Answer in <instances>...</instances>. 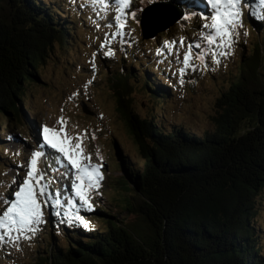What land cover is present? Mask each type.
<instances>
[{"label": "trees", "instance_id": "obj_1", "mask_svg": "<svg viewBox=\"0 0 264 264\" xmlns=\"http://www.w3.org/2000/svg\"><path fill=\"white\" fill-rule=\"evenodd\" d=\"M0 1V123H22L26 89L39 80L53 43L74 49L72 26H81L85 12L110 22L91 0ZM64 1L67 8L60 6ZM190 23L200 26L198 14ZM254 25L264 36L263 20L256 17ZM143 57L107 78L141 156L135 163L119 151L123 208L91 210L101 229L82 234L73 227L67 244L58 237L71 229L74 214L49 208L61 222L52 217L49 244L33 264H264L254 226L264 189V44L254 39L238 75L215 101L213 128L203 134L183 125L169 129L133 111V79L161 108L176 94L164 66Z\"/></svg>", "mask_w": 264, "mask_h": 264}, {"label": "rangeland", "instance_id": "obj_2", "mask_svg": "<svg viewBox=\"0 0 264 264\" xmlns=\"http://www.w3.org/2000/svg\"><path fill=\"white\" fill-rule=\"evenodd\" d=\"M76 1L78 0H75V3H79ZM133 4L142 9L147 5L141 0H133ZM196 4L197 7L195 8L189 7L186 0L185 4L177 7L185 11V15H191V17L197 12L208 15L206 10L211 11L206 0L203 2L196 0ZM61 5L63 8L68 6L65 1L63 4L61 2ZM250 5L252 7L259 5L262 9L261 13L264 12V5H260L259 0H247L246 3L242 4L243 27L240 31L248 34H242L238 38L232 54L227 57H219L220 64H214L210 55L206 54L210 65L209 70H187L183 85H181L178 77V69L182 66V55L187 48L180 47L179 44L174 46L175 51L181 56V59H177L167 50L165 41H178L181 36H184L185 45L201 43V49L193 47L194 55L204 52L205 49L210 53L211 47L200 38V31H197L201 26L192 29L190 20L181 18L175 24L180 25V29L175 26L176 28L173 27L171 30L167 29L158 33L155 38L144 39L140 22H138L140 21L139 13H137L135 20L130 15L126 17L127 22L124 29H118L115 26V0H105L104 4H97V8H101L102 18L108 16L107 20L111 22L109 25L91 19L88 12H85L84 21L79 20L82 22L81 26L78 27L75 24L72 26L76 31L74 49L69 47V50L66 51L59 42L55 41L53 52L46 56V60L39 67V80L32 82L26 89L25 118L22 123L6 120L2 124L0 123L2 134V140H0L2 145L0 146V214L8 206L6 200L15 199L14 192L17 190L18 183H21L26 175L31 153L37 150V143L42 142L43 126L59 128L58 120L60 117H64L67 131L72 136L77 133L83 134L87 130L88 136L84 138L86 152H91L93 164H103L100 169L103 173V180L92 197L93 209L109 207L120 210L123 208V199L127 193L116 184L121 175L119 151L127 150L130 159L135 163L141 162V156L127 119L119 109L117 95L107 81L109 72L118 70L123 65L133 66L132 63L138 57L145 58L143 56H148L154 63L164 66L168 75L174 79L176 94L164 108H161L144 92L140 80L133 79L131 81L135 87V93L131 95L133 111L140 117H150L157 120L169 129L172 125L174 127L183 125V128L189 131L203 134L213 128L212 117L215 114V101L220 96L222 89H226L238 75L239 65L244 56L251 53L254 39L260 44H264L263 34L257 32L253 27L252 19L256 17H251L253 10L250 9ZM131 10L134 11L135 8L133 7ZM63 13H61L63 16L66 15ZM72 15L73 12H71ZM199 18L202 16L199 15ZM66 19H68L67 15ZM199 21L204 23L203 18ZM210 22L209 20L208 23ZM68 24L71 26V22ZM189 27L191 33L185 31ZM118 31L119 35L116 34ZM102 44L105 47H101ZM108 48L113 50L112 55L104 54ZM157 49H160V54H157ZM94 52L96 53L95 68H93ZM192 63L196 65L197 69L203 67L199 59H194ZM193 82L194 84H192ZM2 128L4 130H1ZM93 133L96 136L94 140L90 139ZM45 151L52 152L53 150L45 149ZM97 153H99V157ZM46 160V157L41 158L40 167L46 166ZM60 172H64V169H60ZM49 178L53 180L55 187L52 188L51 185L52 193L57 191L60 193L61 203L59 206H65L68 213H78L83 216L87 223L86 227L78 220L70 221L72 223L71 229H68V232L63 230V234L58 237V242L67 244L73 227L81 229L82 234L93 229L100 230L101 224L91 219L93 213H90L91 210H88L86 206L80 204L79 198L71 188L74 175L71 173L61 175L49 169ZM256 201L260 205L255 214L254 226L261 235L260 244L264 250V189ZM62 203L65 205L63 206ZM54 204L55 197L53 195L49 204L42 207L44 219L47 222L40 226L39 231L31 240L21 239L16 246L8 241L0 242V264H33L38 251H45L50 241V235L47 233L50 229V220L52 217L59 218L54 213V215L52 214L58 207V205L53 207ZM49 208L52 209V212L48 210ZM123 216L124 214L120 217ZM58 221L61 222L60 218Z\"/></svg>", "mask_w": 264, "mask_h": 264}, {"label": "snow or ice", "instance_id": "obj_3", "mask_svg": "<svg viewBox=\"0 0 264 264\" xmlns=\"http://www.w3.org/2000/svg\"><path fill=\"white\" fill-rule=\"evenodd\" d=\"M93 4H104L105 0H91ZM116 15L115 22L118 29H124L126 26V17L131 16L136 19L137 12H141L142 8L134 7L133 0H115ZM184 0H155L154 6H149L144 12L143 19L140 23L162 22L169 16L176 18L182 17L184 20H190L191 15H185L182 12H177V6L183 3ZM203 2V0H202ZM247 0H206L207 6L211 12L208 15L198 13L205 21L200 29V38L204 40L212 49L210 53L205 49L204 52L193 54V47L201 49L202 45L196 42L194 45L188 43L185 45V37L180 39L165 41L167 50L181 59L180 53L175 51L174 46L179 44L180 47H186L187 50L182 55V66L178 69V77L181 85L185 83L184 77L186 71H207L209 63L207 55H210L214 64H220L219 57H227L232 54L238 38L247 32L241 33L243 27L242 4ZM147 4V0H144ZM189 7H197L196 0H187ZM260 5H264V0H259ZM148 13H153L151 17ZM253 15H255L253 13ZM257 18L264 19V12ZM211 21L208 23L207 21ZM99 27V25H97ZM207 30V31H203ZM119 35V31L116 33ZM105 47V45H101ZM105 55H112L113 50L108 48ZM157 54H160V49H157ZM96 53H93V68H95L94 58ZM194 59H199L203 67L197 69L192 63ZM214 70V69H213ZM59 128L49 127L44 125L42 129V142L37 143V150L32 151L31 158L27 164V172L21 183H18L17 190L14 192L15 199H7L6 209L0 214V242H11L16 246L21 239L31 240L39 231L40 226L47 221L44 219L42 207L49 204L50 199L55 197V204L61 203L59 191L54 194L51 191V182L48 179V170L52 169L61 175H74L71 188L79 198L81 205L86 206L88 210L94 208L92 197L96 190L100 187V182L103 180V173L100 169L102 163L93 164L91 152H86L84 138L88 136L87 130L83 134L77 133L72 136L67 131L66 121L64 117L58 120ZM90 139H96L93 133ZM45 149H51L52 152H47ZM99 157V153H97ZM42 157H46V166L40 167ZM102 160V157H100ZM64 169V172H60ZM54 179V178H53ZM78 182V183H77ZM58 215L60 213H57ZM83 223L87 227V223L83 216L78 213L72 217Z\"/></svg>", "mask_w": 264, "mask_h": 264}, {"label": "water", "instance_id": "obj_4", "mask_svg": "<svg viewBox=\"0 0 264 264\" xmlns=\"http://www.w3.org/2000/svg\"><path fill=\"white\" fill-rule=\"evenodd\" d=\"M149 6H154V3L148 5L147 7L144 8V10L141 12V20L143 19L144 12L147 11V8ZM176 10H177V12L184 13L178 7H177ZM152 15H153V13H148L149 17H151ZM181 18L182 17L176 18L175 16H169L166 20H164L162 22H154V23H147V24L140 23V26H141V29H142L143 38L144 39L155 38L158 33L169 29L172 25L177 23Z\"/></svg>", "mask_w": 264, "mask_h": 264}, {"label": "bare ground", "instance_id": "obj_5", "mask_svg": "<svg viewBox=\"0 0 264 264\" xmlns=\"http://www.w3.org/2000/svg\"><path fill=\"white\" fill-rule=\"evenodd\" d=\"M206 13V12H205Z\"/></svg>", "mask_w": 264, "mask_h": 264}]
</instances>
